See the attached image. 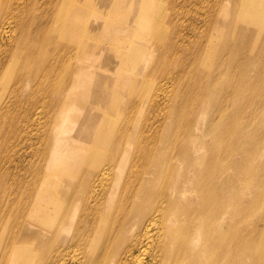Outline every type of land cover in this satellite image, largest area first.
Returning <instances> with one entry per match:
<instances>
[{
  "label": "bare ground",
  "instance_id": "bare-ground-1",
  "mask_svg": "<svg viewBox=\"0 0 264 264\" xmlns=\"http://www.w3.org/2000/svg\"><path fill=\"white\" fill-rule=\"evenodd\" d=\"M93 2L114 5L120 17L110 15L123 23H110L104 35L126 33L127 44L114 41L92 52V35H103L93 19L103 17L73 7L87 0L0 1V89L8 95L11 86H28L7 96L0 117L21 105L22 125L28 124L47 101L63 120L66 106H78L75 122L89 143L53 140L56 153L28 177L30 168L11 157L8 129L0 134V264H264V55L245 54L241 37L222 43L218 56L209 47L212 69L196 70L189 81L199 49L181 52L193 36L177 41L171 34L164 45L147 0ZM247 5H238L245 25L252 20ZM60 7L67 17L53 27L64 33L54 35L49 22ZM135 7L144 11L129 10ZM77 13L81 23L74 21ZM140 33L155 40L157 57L167 49L182 61L160 74L156 59L148 115L136 122L140 79L128 72L145 47L136 39ZM29 39L54 45L56 60L45 62L40 80L38 67L28 64L37 57L25 52ZM72 49L85 57L75 67L87 78L74 76L76 84L57 96L49 74ZM112 113L119 124L109 133ZM56 119L47 116L46 124Z\"/></svg>",
  "mask_w": 264,
  "mask_h": 264
},
{
  "label": "rangeland",
  "instance_id": "rangeland-1",
  "mask_svg": "<svg viewBox=\"0 0 264 264\" xmlns=\"http://www.w3.org/2000/svg\"><path fill=\"white\" fill-rule=\"evenodd\" d=\"M0 1L2 2L3 0ZM147 2L151 6L152 12H155L157 16L155 32L156 34H161L162 38L165 39L164 45L171 34H175L177 36L175 38L177 41H180L186 35L194 37L190 42L184 45L185 51L183 50L181 52V55L186 53L187 56H190L193 55L194 51L196 52V49H199L198 56H194V59L196 58L195 60L198 62V65H196V69L194 68L189 70L187 73V76H190L189 81L194 79L192 75L196 70L204 72L206 69H212L214 55L218 56L220 46L224 42H231L232 40L241 37L244 41L243 44L245 54H250L253 56L257 55L258 57L260 52H262L261 54L264 55V1L260 5L257 4L255 6H252L248 0H147ZM244 2L248 3L247 6L249 7L247 9H252V11H250L248 14V16L251 14L250 16L252 18L249 25H245L243 23L244 17L246 18L245 13L244 16H240V13L238 12L239 3L243 5ZM84 5L86 6L78 5V3H76V5L73 7L87 8V12H89L90 17H95L96 15H101L103 17L101 19L102 22H97L98 17L93 19V22L99 24L98 27L103 33V35H92V45L94 46L92 51L93 53H98V48L100 46H109L112 44L111 42L114 43V41H120V43L125 44L128 43V38L125 36L126 33L111 32L104 35V32L107 31L110 23L117 24L119 26L123 23V21L116 18L120 16L118 15L119 12L117 9H115L114 5L110 6L109 4H97V2H93V0H87V4ZM60 8L61 9H57V12L55 10L56 8L52 10L53 19H51V22H49L51 25V32L54 35H61L64 33V31H62V27H56V29L53 27L57 18L58 20H61V18L67 17L68 10L64 7ZM30 10L33 14L38 12V10L35 8H31ZM129 10L136 12L144 11V9H140L138 7ZM1 14L2 12L0 9V16ZM54 14H56L55 17ZM110 14H116V17H114V15L111 16ZM82 18L83 16L80 14L78 15L77 13V17L74 18V21L76 23H81L77 21L83 20ZM23 21L28 22L25 19ZM248 31H250V34ZM131 34L135 35L134 32ZM136 39L144 43L145 46L143 50L139 51V53L136 55V63L134 67L128 72L133 77V79H140L139 85L135 89V94L133 96V98L139 103L135 111L136 118L134 117V120L138 122L144 116L148 115V104L150 102L148 101V98L152 94L153 89V82L150 81L149 72L153 64H155L156 59L160 57L157 59L156 65L159 66L158 72L162 74L168 67L169 69H172L171 71H174L176 69V64H178L179 61H182V56H169L166 52L167 49H165L162 51L161 56L157 57L155 55L156 49L154 39H149L142 33L136 35ZM43 40L44 39L38 40V42H35L32 45L30 39L28 43L27 40L24 41L25 52L28 50H33L37 55L36 58L31 57L32 59H30L28 62V64L38 67L37 71L34 72L37 80H40L41 75L44 74L43 70L46 65L45 62L48 59L50 62L56 60L55 51L53 52L52 50L54 45L42 47V43L44 42ZM63 44L68 45V42L66 41ZM212 46L213 51L217 53L212 55L211 60L207 56V52L210 51L209 47ZM260 47L261 49H259ZM84 58L85 57H79L76 51L72 49L70 59L60 62V65H57L55 70L51 71L49 75L54 79V84L49 86L51 93L53 91L57 96H61L64 92L70 90L69 88L72 86V84H76L70 81V79L73 80L77 76L79 79L87 78L86 73H81L80 70H77L75 67V63H78L77 65H79L80 62H84ZM38 59L41 60L42 63H38ZM257 60L263 61L261 56ZM200 62L209 63H205V66H203V63ZM109 69L111 68L106 66L104 68L106 73L105 75L107 76L112 75V69ZM51 86H53L54 89H52ZM21 88L23 90L25 89L26 92L28 86L21 85L18 88L11 86L9 91H7L8 95H6V93L3 94L4 90L2 88L0 89V113L6 107L3 106L4 102H10L8 101V97L13 98V95L17 94L18 91L22 92ZM78 88L81 90V86H78ZM1 94L3 95L1 96ZM122 98L124 97H121V99ZM8 108L9 111L7 114L3 117H0V134L8 129V139L11 144V148L9 150L10 154L12 155L11 157L16 161H18V158H21V164H24L26 168H30L28 174L26 175L28 177L32 175V171H34L35 168L45 165V163L48 161V158L56 153L55 150L57 148L54 147V144L52 146L53 140L67 139L69 143L74 146H81L87 142V140H85L87 138H83L79 135L80 126L75 122V119L78 120L77 118L82 114V112L77 109L78 106H73L72 108L66 106L64 110L66 113L64 115H68L70 118L68 117L66 119L59 120L56 119L55 115L57 112L54 111L55 109L52 108L49 102L45 101L43 102L40 117L35 115L30 119L28 124L23 125L20 117L22 106L12 105ZM13 108L15 111H13ZM45 109L48 114H46ZM49 109L50 111H48ZM111 115L112 117L110 124H112V127H109V133L111 132L112 128L117 127L119 124L116 115L113 113ZM47 116H51L53 119H56V121H54L53 124H46ZM55 124H57L58 127H54L53 125ZM16 126L18 129L17 131H14V127ZM129 130L130 133L134 132V129ZM55 131H57L56 136L53 135ZM47 140L50 141L49 144L47 143ZM59 142L63 147L68 146L61 141ZM113 156V159H115L116 155L113 154ZM54 162L51 163V165L53 166L54 164L55 166L59 167L62 161ZM241 190L243 193H248L249 191V189L245 187L241 188ZM261 190L263 193L264 187L261 188Z\"/></svg>",
  "mask_w": 264,
  "mask_h": 264
}]
</instances>
